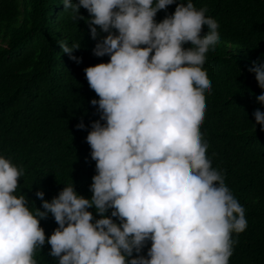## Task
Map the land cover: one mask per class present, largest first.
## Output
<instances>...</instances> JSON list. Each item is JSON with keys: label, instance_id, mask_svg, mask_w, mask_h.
<instances>
[{"label": "clouds", "instance_id": "clouds-1", "mask_svg": "<svg viewBox=\"0 0 264 264\" xmlns=\"http://www.w3.org/2000/svg\"><path fill=\"white\" fill-rule=\"evenodd\" d=\"M62 4L87 24L93 55L109 57L84 69L100 114L86 136L96 171L91 198L73 183L51 201L39 190L41 208L30 211L19 192L24 169L0 156V264H37L46 242L58 264H229L232 234L247 228L245 209L212 167L200 131L212 88L203 65L219 41L218 23L192 0ZM173 4L174 13L157 22ZM58 44L82 62L73 55L80 44ZM249 71L264 89V64ZM256 100L264 104V93ZM253 116L255 130L264 131V112ZM76 128L85 129L83 119ZM49 214L58 227L46 237L40 221Z\"/></svg>", "mask_w": 264, "mask_h": 264}, {"label": "trees", "instance_id": "trees-1", "mask_svg": "<svg viewBox=\"0 0 264 264\" xmlns=\"http://www.w3.org/2000/svg\"><path fill=\"white\" fill-rule=\"evenodd\" d=\"M192 2L197 9L206 8L205 15L219 25V41L203 65L212 88L205 93L200 131L212 167L224 175L247 220L245 231L232 234L236 242L229 264H264V131L253 125L254 111L264 112V104L256 100L264 89L249 71L253 62L264 64V0ZM175 7L159 11L156 21L174 13ZM80 14L88 16L83 8ZM72 15L62 0H0V156L24 169L19 192L33 212L41 208L35 195L39 190L51 201L73 183L79 195L90 199L96 174L86 136L100 115L90 101L99 97L84 69L109 57L93 55L96 41L84 20L75 21ZM207 31L204 26L202 35ZM61 41L81 45L73 53L81 63L62 52ZM81 119L84 130L76 128ZM89 211L100 218L95 208ZM40 226L46 237L58 227L51 214ZM150 246L149 241L142 254ZM50 250L46 242L39 259L34 256L37 264H58Z\"/></svg>", "mask_w": 264, "mask_h": 264}]
</instances>
